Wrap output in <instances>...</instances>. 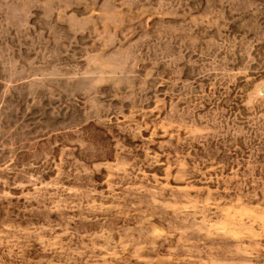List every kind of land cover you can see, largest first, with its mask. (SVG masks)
I'll return each mask as SVG.
<instances>
[{"label":"rangeland","instance_id":"rangeland-1","mask_svg":"<svg viewBox=\"0 0 264 264\" xmlns=\"http://www.w3.org/2000/svg\"><path fill=\"white\" fill-rule=\"evenodd\" d=\"M0 264H264V0H0Z\"/></svg>","mask_w":264,"mask_h":264}]
</instances>
